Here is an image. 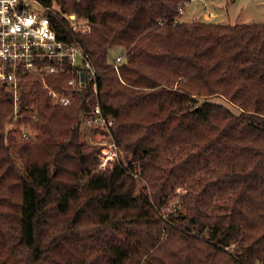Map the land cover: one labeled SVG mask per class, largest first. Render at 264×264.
Wrapping results in <instances>:
<instances>
[{"label":"trees","instance_id":"16d2710c","mask_svg":"<svg viewBox=\"0 0 264 264\" xmlns=\"http://www.w3.org/2000/svg\"><path fill=\"white\" fill-rule=\"evenodd\" d=\"M52 1L97 74L79 90L70 66L20 73L16 111L0 84V264H264V24L185 21L192 0ZM96 106L132 154L111 172L86 142ZM15 114L37 135L14 137Z\"/></svg>","mask_w":264,"mask_h":264},{"label":"built area","instance_id":"2783aa9c","mask_svg":"<svg viewBox=\"0 0 264 264\" xmlns=\"http://www.w3.org/2000/svg\"><path fill=\"white\" fill-rule=\"evenodd\" d=\"M44 2L47 4L40 0H0V84H6L13 91L15 111L19 101L20 73L28 72L44 77L64 71L70 66L72 74L68 84L79 90L85 88L88 79L97 74L85 50L78 43L67 42L58 37L49 16V13L57 10L56 3L52 0ZM184 10L185 5L180 7V15ZM204 14L209 22L215 18L211 10L207 9ZM73 30L80 29L74 25ZM125 59L126 51L116 55L112 61L114 68L117 69ZM82 71H85L84 82L81 79ZM44 87L49 90L56 104L72 103L71 94H60L46 83ZM86 124L108 129L113 120L105 118L100 107L96 106L87 117ZM22 136L29 137L27 132ZM105 154L107 161L117 160L116 144L112 143L110 151Z\"/></svg>","mask_w":264,"mask_h":264},{"label":"rangeland","instance_id":"374dc122","mask_svg":"<svg viewBox=\"0 0 264 264\" xmlns=\"http://www.w3.org/2000/svg\"><path fill=\"white\" fill-rule=\"evenodd\" d=\"M207 9H210L215 14V18L212 22L229 24H264V0H192L185 5V10L181 17L185 21H192L197 18L203 19L205 16L204 13ZM75 18V15H73L72 19ZM77 25L78 29L85 30L84 24L81 23ZM123 52H125V48L113 49L111 51L112 59ZM82 74L85 76V71H82ZM215 99L217 102L228 106L233 112L237 113L236 109L229 103L219 98ZM17 118L18 117L15 114L11 119V123L7 125V130L12 131L14 137L20 138L24 132L33 136L37 135V129L24 123H17ZM101 130L102 131L93 134L89 133L86 142L89 146L100 149V153L97 157L98 170L102 172H111L116 163L124 162L125 164L129 162L132 159V154L118 147L117 160L107 161L105 158V152L108 153L110 151V145L114 143V141L110 134V128H101ZM135 177L137 178L136 191L140 192L146 185V182L141 179L139 174H136ZM185 192L186 190L184 188H178L176 190L177 196L172 198L168 207L162 208L161 210L165 217H168L172 211L179 208L177 205L179 204L180 196ZM226 249L235 251L236 244H232L230 247H226Z\"/></svg>","mask_w":264,"mask_h":264},{"label":"water","instance_id":"95a60500","mask_svg":"<svg viewBox=\"0 0 264 264\" xmlns=\"http://www.w3.org/2000/svg\"><path fill=\"white\" fill-rule=\"evenodd\" d=\"M81 79L83 82L85 81V76L83 74L81 75Z\"/></svg>","mask_w":264,"mask_h":264},{"label":"crops","instance_id":"0c3cea01","mask_svg":"<svg viewBox=\"0 0 264 264\" xmlns=\"http://www.w3.org/2000/svg\"><path fill=\"white\" fill-rule=\"evenodd\" d=\"M208 10H210V9H208Z\"/></svg>","mask_w":264,"mask_h":264}]
</instances>
